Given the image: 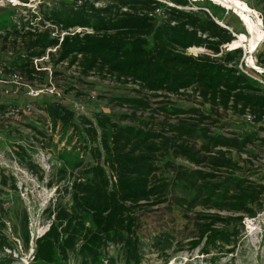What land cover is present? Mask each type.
<instances>
[{"label":"trees","instance_id":"trees-1","mask_svg":"<svg viewBox=\"0 0 264 264\" xmlns=\"http://www.w3.org/2000/svg\"><path fill=\"white\" fill-rule=\"evenodd\" d=\"M199 4L53 0L41 3L30 18H1L3 49L21 46L0 66L7 76L37 80L45 71L36 68L35 60L56 50L49 52L56 64L78 66L85 77L97 74L133 84L139 95L115 100L132 109L130 116L122 117L134 121L127 125L103 113L96 114V123L77 119L56 97L39 102L54 126L78 131L83 125L96 145L91 152L97 163L74 181L69 207L49 206L54 221L36 242L34 264L66 263L70 254L80 264H104L111 246L123 249L126 264H143L144 245L163 264L185 247L192 252L199 249L211 264L233 254L243 240L245 220L264 212V166L255 162L257 145L264 146V85L240 70L244 55L234 47L235 32L217 22L224 7ZM190 50L210 53L194 56ZM259 60L263 67L262 56ZM185 94H194L211 113L178 105L151 106V97ZM147 111L163 116L161 130L140 122L137 114ZM221 112L240 117L250 130H212L219 125L214 115ZM247 114L254 117L253 123L246 121ZM7 181L0 172V187H8ZM3 191L0 188V195ZM166 204L174 226L182 219L183 228L159 232L147 245L137 233L138 212ZM6 216L0 200V264L13 261L5 255L12 250L3 234ZM21 239L28 248V232Z\"/></svg>","mask_w":264,"mask_h":264},{"label":"rangeland","instance_id":"rangeland-1","mask_svg":"<svg viewBox=\"0 0 264 264\" xmlns=\"http://www.w3.org/2000/svg\"><path fill=\"white\" fill-rule=\"evenodd\" d=\"M44 1L51 3L53 0H0V20L5 15L13 16L14 20H18L21 15L30 18L29 14L36 13ZM161 1L170 4V0ZM191 1L200 2L202 3L199 4L200 6L211 8L217 5L207 0ZM235 1L245 3L263 19V0ZM183 9L197 10L193 7ZM224 10L217 22L223 27L229 25V28L235 32L237 37L234 47L240 48L245 56L248 53L246 50L248 42L252 39L245 27V16L225 8ZM1 36L3 35H0V66L2 67L6 60L13 59L21 51V46L5 51L3 49L5 41ZM253 37L255 40V33ZM257 41V46L260 42L263 44L258 47L259 49L254 48L256 50L251 57L255 65L260 67L261 62L259 60L258 63V57L262 56L264 59V33ZM230 48L233 50L232 47ZM189 53L199 56L210 52L203 50L195 53L190 50ZM38 66L39 69H50L52 75L49 74L50 72H44V75H40L33 82L24 77L14 81L12 76H7L4 71L0 75V106H7L6 110H0V172H4L8 178V187H0L4 190L0 200L4 210L7 211V228L3 230V234L12 244V250L5 251V255L13 260L11 264L35 263L36 242L49 231L54 221L49 206L60 203L62 208L69 207L74 181L97 163L91 152V148H95L96 145L86 135L82 124L78 131H67L61 124L54 126L42 112L39 102L52 97L45 91L53 87L59 89L61 97H57V100L72 109L77 119L86 117L96 123V114L103 113L123 125L134 123L133 120L122 118L124 115L130 116L132 109L121 107L115 100L139 96L136 91L138 88L133 84H124L114 78L97 74L85 77L78 66L69 69L56 64L50 58L48 62L38 63ZM261 68L264 69V64ZM262 76L260 78L264 80ZM39 91L42 93L35 96ZM150 101L153 109L178 105L184 108H199L206 114L211 113L210 107L202 104L194 94L151 97ZM28 105L33 106L31 111H28ZM152 113L139 112L137 117L140 122L150 123L151 129L161 130L163 116ZM214 116L219 125L212 127V130L222 128L224 132L225 128L229 133L236 132L235 130H250V126L240 117L231 113L221 112L220 115ZM94 126L96 127L95 124ZM261 135L264 136V132H261ZM256 153L259 157V160L255 161L256 164L264 166V146L257 145ZM176 162L182 164L181 160ZM168 207H170L168 204L146 207L138 212L140 227L137 233L145 244L148 245L151 238L159 232L183 228L182 219L177 220V226H174L173 215L167 214ZM189 231L190 229L187 228L188 237L191 236ZM26 232L30 237L28 248L21 239ZM144 246L143 264H163L160 257L151 253L146 245ZM177 250L168 264H210L200 255L199 249L193 252L189 251L188 247H185L184 251L177 252ZM105 255L104 264H126L125 253L119 246L109 247ZM59 264H80V260L70 254L66 263L60 260ZM211 264H264V212L255 219L245 220L243 240L233 254L219 257Z\"/></svg>","mask_w":264,"mask_h":264},{"label":"bare ground","instance_id":"bare-ground-1","mask_svg":"<svg viewBox=\"0 0 264 264\" xmlns=\"http://www.w3.org/2000/svg\"><path fill=\"white\" fill-rule=\"evenodd\" d=\"M200 1H202V0H200ZM207 1H212L215 4L224 7L226 10L234 11L240 15L245 16V20H244L245 21V27L248 31V35L252 38L249 40L248 48L246 50L248 53L250 52V54H253V50H254V48H256L257 43H258V41H257L258 38L264 33V29L262 28L263 21L260 18V16L258 15V13L253 11L245 3H240V2H237L235 0H207ZM251 14H256L258 16V19H256ZM253 33H255V36H256L255 40L253 37ZM226 47L231 50L230 47H232V46L227 45ZM248 63H249V65L255 66V62H254L253 57H248Z\"/></svg>","mask_w":264,"mask_h":264},{"label":"built area","instance_id":"built-area-1","mask_svg":"<svg viewBox=\"0 0 264 264\" xmlns=\"http://www.w3.org/2000/svg\"><path fill=\"white\" fill-rule=\"evenodd\" d=\"M224 27L226 29H228L229 31L233 32L229 27L225 26ZM81 30H77V32H80ZM65 35V34H63ZM235 35V34H234ZM63 37V36H62ZM229 49V48H228ZM53 52V50H49V52ZM56 51V50H55ZM49 52L46 54V56H44L41 59H37L35 60V66L39 71H45V72H50L49 74L52 75V71L50 69L47 68H41L39 69L38 63H42V62H48L49 61ZM61 65L63 66H68V64L62 63ZM77 66H73V68H75ZM240 70L247 75L248 77L252 78L253 80L260 82L261 84L264 85V80L260 78V76L264 75V69H262L261 67H257L256 65H249L248 60L245 61V59L243 58L242 62L239 65ZM3 74V69L0 67V75ZM12 79L15 80H20L19 77L17 75L12 76ZM46 94L51 95L52 97H61V91L59 89H56L55 87L53 88H48L46 91ZM42 93V91L37 92V94H35V96H39ZM94 98V97H93ZM28 111H31L33 109L32 105H28L27 106ZM246 121L249 123H253L254 121V117L250 114H247L245 116ZM264 137V136H263Z\"/></svg>","mask_w":264,"mask_h":264},{"label":"water","instance_id":"water-1","mask_svg":"<svg viewBox=\"0 0 264 264\" xmlns=\"http://www.w3.org/2000/svg\"><path fill=\"white\" fill-rule=\"evenodd\" d=\"M252 16H254L256 19H258V16L256 15V14H251ZM262 28L264 29V27L262 26ZM235 37H237L236 35H234ZM263 44V43H262ZM261 44V42L259 43V45L256 47V49L259 47V46H261L262 45ZM255 49V50H256ZM255 50H253V51H255ZM251 55L252 54H250V52L249 53H247L245 56H244V59H245V61H247L248 60V57H251Z\"/></svg>","mask_w":264,"mask_h":264}]
</instances>
